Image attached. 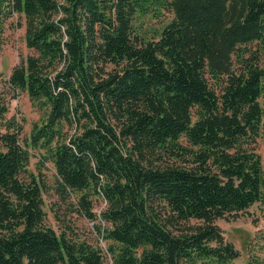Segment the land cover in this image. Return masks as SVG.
<instances>
[{
  "label": "trees",
  "instance_id": "obj_1",
  "mask_svg": "<svg viewBox=\"0 0 264 264\" xmlns=\"http://www.w3.org/2000/svg\"><path fill=\"white\" fill-rule=\"evenodd\" d=\"M13 17L27 52L0 86V264H233L214 221L264 215V0H0V49ZM19 92L40 113L22 139ZM28 146L103 249L45 223Z\"/></svg>",
  "mask_w": 264,
  "mask_h": 264
},
{
  "label": "rangeland",
  "instance_id": "obj_2",
  "mask_svg": "<svg viewBox=\"0 0 264 264\" xmlns=\"http://www.w3.org/2000/svg\"><path fill=\"white\" fill-rule=\"evenodd\" d=\"M60 1V0H59ZM15 18L9 19L3 32V43L0 49V86L7 77L9 70L18 60V54H24L27 50L22 42V28L14 27ZM155 24V20H151ZM1 88V87H0ZM1 90V89H0ZM14 115L22 126L20 139L28 138V134L33 122L40 118L39 111L31 105L24 92H19L16 98L8 99L7 116ZM30 154L27 169L34 174L38 170L45 176V189L42 192L43 210L45 212V223L57 234L64 231L67 236L76 235L84 238L92 244H97L103 249V242L92 231V222L83 216L68 210L69 206L65 201H61L53 189L51 175L53 169L48 161L39 164V155L42 150L27 147ZM256 152L264 160V134H260L256 143ZM72 198H70V201ZM104 207V202L96 199L93 207L95 214ZM215 224L220 228L225 241L230 242L236 250L238 256L233 260V264H250L253 257L264 259V215L261 204L255 203L245 211L237 214L235 218L226 217L216 219ZM108 264V258H105Z\"/></svg>",
  "mask_w": 264,
  "mask_h": 264
}]
</instances>
